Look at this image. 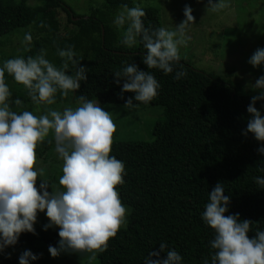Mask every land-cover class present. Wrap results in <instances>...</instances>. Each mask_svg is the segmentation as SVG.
Returning <instances> with one entry per match:
<instances>
[{
  "label": "trees",
  "instance_id": "16d2710c",
  "mask_svg": "<svg viewBox=\"0 0 264 264\" xmlns=\"http://www.w3.org/2000/svg\"><path fill=\"white\" fill-rule=\"evenodd\" d=\"M103 1L101 9L80 16L64 0H34L35 5L26 0H0V37L27 29L19 32H31L33 37L26 58L49 49L56 54L59 67L62 59L57 49L72 46L76 58L82 59L80 64L89 70L87 81L73 92L76 102L84 95L101 104L123 105L113 74L126 63L134 62L155 76L160 88L149 105L160 106L163 111L153 125L152 139L113 140L111 145L110 155L125 165L127 174L117 191L130 212L125 226L109 239L106 251L96 253V258L100 264H143L149 251L158 250L164 242L165 251L175 249L182 256V264H203L206 258L210 262L214 250L209 241L214 230L202 221L201 213L217 183L230 196L225 215L239 213L241 219L253 221L250 238L257 229L264 230V190L255 183L256 177H264V156L257 153L259 144L251 133L247 137L241 134L249 117L247 106L258 92H244L239 84L183 60L167 75L147 69L141 59L143 45L127 48L119 44L112 24L111 10L123 4L131 7L133 0ZM144 10L146 27H162L158 9ZM60 11L66 13L67 24L76 27L70 36L60 33ZM176 71L186 75L176 80ZM71 72L69 69L68 74ZM70 93L62 97L58 92L56 102L67 101ZM133 95L124 93L125 99ZM16 98L23 104L37 105L25 88L12 92L11 99ZM138 105L145 104L136 102ZM262 105L264 101H257L255 106L264 115ZM38 145L36 155L42 157V149H49L50 140ZM36 232L22 233L18 243L8 249L32 244L36 236L48 246H55L59 239L58 229Z\"/></svg>",
  "mask_w": 264,
  "mask_h": 264
},
{
  "label": "clouds",
  "instance_id": "9594fccd",
  "mask_svg": "<svg viewBox=\"0 0 264 264\" xmlns=\"http://www.w3.org/2000/svg\"><path fill=\"white\" fill-rule=\"evenodd\" d=\"M229 6L230 0H207L206 9L218 13ZM192 13V7L185 4V19L173 30L153 28L145 26L144 8L123 4L112 24L117 30L123 29L121 45L133 48L142 44L145 50L142 63L147 69L155 68L167 75L179 64L180 48L186 47L190 39L187 28L194 21ZM32 40L31 32H26L20 43L27 48ZM57 55L62 59L59 68L45 58L44 49L35 57L17 56L0 65V254L14 247L22 233L38 234L34 227L38 213L48 218L42 226L44 231L58 229L56 245L48 246L52 258L62 253L104 252L109 239L126 224L127 210L117 186L124 183L127 173L124 162L110 155L116 125L109 111L84 95L78 97L75 108L49 109L38 116L28 110H11L13 104L23 107V101L11 99L6 73L24 86L37 105H53L58 92L67 97L80 89L81 82L87 81L89 70L80 64L82 59L76 58L72 46L57 49ZM69 62L75 68L71 75ZM247 62L253 68L264 65V48H257ZM185 75L176 71L174 79ZM113 77L120 86L124 108H134L136 102L147 105L158 95V80L134 62L126 63ZM253 87L258 94L251 97L247 106L249 117L241 134L247 137L251 133L259 144L257 153L264 156V115L255 106L257 101H264V75L256 79ZM128 92L134 95L125 99L124 93ZM50 131L54 134L57 157L63 161L59 177L62 190L58 191L44 179L36 186L37 178L44 175L43 168L35 167L36 147ZM255 183L264 190V177H256ZM224 192L217 183L208 193V202L201 213L202 221L214 230V238L209 241L214 252L210 262L206 258L203 264H264V230L257 229L250 238L253 221L241 219L239 213L225 215L231 200ZM166 248L167 244L161 242L158 250L149 251L143 264H182V256L175 249L165 251ZM162 252L166 256H161ZM41 255L26 249L19 255L18 264H31ZM5 258L10 259L11 254L7 253Z\"/></svg>",
  "mask_w": 264,
  "mask_h": 264
},
{
  "label": "rangeland",
  "instance_id": "374dc122",
  "mask_svg": "<svg viewBox=\"0 0 264 264\" xmlns=\"http://www.w3.org/2000/svg\"><path fill=\"white\" fill-rule=\"evenodd\" d=\"M27 3L35 5L34 0H26ZM77 15L87 16L93 9H101L103 0H64ZM188 4L193 9L194 21L187 28V36L190 37L186 47L180 48L181 60L192 67L205 72L220 75L224 80L239 84L244 92H257L253 84L256 79L264 75V65L253 68L247 61L257 48H264V0H230V6L221 12L213 13L207 11V0H133L131 7L140 6L154 7L158 9L161 25L164 28L173 30L176 24L185 19L183 9ZM118 9H112V20ZM75 17L74 20H76ZM61 24L60 33L70 36L76 30L72 24H67V16L63 11L59 12ZM63 29V27H65ZM29 29V28H28ZM119 44L122 31L115 27ZM27 29H20L10 35L0 37V65L10 58L23 56L26 58L29 47L25 48L20 41L23 34L19 33ZM37 38V36H36ZM46 59L59 67L57 56L49 49H45ZM36 55H33L35 57ZM66 59V58H65ZM69 69L74 73L75 69L69 62ZM5 81L10 91L15 92L24 89L22 84L14 82L7 73ZM103 110L109 111L112 120L116 125L113 140H151L152 128L157 120L162 117V108L152 105H138L134 108H124L123 105L101 104ZM78 106L73 98V92L65 102H55L53 105H30L23 104V107L11 106L12 111H32L35 115L46 113L49 109L62 111L65 107L75 108ZM50 140L49 149L43 151L42 157L36 155V168H43L44 175L37 178L36 186L39 187L41 179L49 181L54 191L62 190L59 185V177L62 175L63 161L58 159L55 152L54 134L50 131L45 138ZM39 145L37 144L38 148ZM49 187L48 191L51 192ZM127 215L130 212L129 206L124 205ZM48 222L44 213H38L37 223L34 227L39 231ZM125 225H122L124 227ZM48 229L45 232H51ZM26 249L35 254H42L40 259L31 264H100L96 254L91 253H62L52 258L48 252V245L40 241L36 236L34 242L19 249H6L5 254H0V264H18L19 255ZM7 253L11 258H5Z\"/></svg>",
  "mask_w": 264,
  "mask_h": 264
},
{
  "label": "water",
  "instance_id": "95a60500",
  "mask_svg": "<svg viewBox=\"0 0 264 264\" xmlns=\"http://www.w3.org/2000/svg\"><path fill=\"white\" fill-rule=\"evenodd\" d=\"M73 19H75V18H73Z\"/></svg>",
  "mask_w": 264,
  "mask_h": 264
}]
</instances>
